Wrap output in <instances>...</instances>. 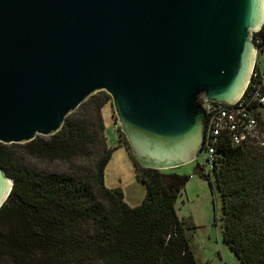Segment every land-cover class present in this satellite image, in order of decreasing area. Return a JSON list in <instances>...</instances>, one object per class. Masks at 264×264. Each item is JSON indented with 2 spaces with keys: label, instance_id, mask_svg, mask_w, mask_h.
<instances>
[{
  "label": "water",
  "instance_id": "1",
  "mask_svg": "<svg viewBox=\"0 0 264 264\" xmlns=\"http://www.w3.org/2000/svg\"><path fill=\"white\" fill-rule=\"evenodd\" d=\"M263 26L264 0H0V142L53 136L105 91L142 166L192 162L201 101L242 97ZM13 186L0 167V209Z\"/></svg>",
  "mask_w": 264,
  "mask_h": 264
},
{
  "label": "trees",
  "instance_id": "2",
  "mask_svg": "<svg viewBox=\"0 0 264 264\" xmlns=\"http://www.w3.org/2000/svg\"><path fill=\"white\" fill-rule=\"evenodd\" d=\"M254 40L264 52V26ZM108 104L112 97L100 91L55 135L0 142V167L14 179L0 209V264H198L176 208L189 177L133 157L147 188L143 203L131 207L120 189L106 187L114 153L102 113ZM214 157L224 240L242 264H264V148L221 137Z\"/></svg>",
  "mask_w": 264,
  "mask_h": 264
},
{
  "label": "rangeland",
  "instance_id": "3",
  "mask_svg": "<svg viewBox=\"0 0 264 264\" xmlns=\"http://www.w3.org/2000/svg\"><path fill=\"white\" fill-rule=\"evenodd\" d=\"M258 63L264 72V52L260 53ZM264 120V107L262 108ZM103 118L108 145L114 149L111 161L105 171V185L110 189H120L124 201L131 207L143 203L147 188L138 178L132 153L121 131L112 104L104 107ZM205 163L204 152L192 162L176 167L164 168L166 176L189 177L185 187L178 195L176 208L186 223V233L198 264H242L224 240L222 201L213 173L205 178L200 167Z\"/></svg>",
  "mask_w": 264,
  "mask_h": 264
},
{
  "label": "built area",
  "instance_id": "4",
  "mask_svg": "<svg viewBox=\"0 0 264 264\" xmlns=\"http://www.w3.org/2000/svg\"><path fill=\"white\" fill-rule=\"evenodd\" d=\"M259 50L261 53L260 48ZM201 104L207 114L206 140L203 148L205 163L200 167L202 175L211 174L215 146L221 137L230 139L236 146L253 142L264 148L261 112L264 107V72L258 60L245 93L234 105L206 100H202Z\"/></svg>",
  "mask_w": 264,
  "mask_h": 264
}]
</instances>
